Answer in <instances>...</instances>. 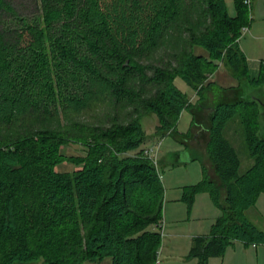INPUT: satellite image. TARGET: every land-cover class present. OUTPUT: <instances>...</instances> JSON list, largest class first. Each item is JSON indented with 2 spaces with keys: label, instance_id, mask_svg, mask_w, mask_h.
<instances>
[{
  "label": "trees",
  "instance_id": "16d2710c",
  "mask_svg": "<svg viewBox=\"0 0 264 264\" xmlns=\"http://www.w3.org/2000/svg\"><path fill=\"white\" fill-rule=\"evenodd\" d=\"M234 1L231 15L226 0H34L38 12L27 17L13 0H0V264L157 262L165 185L143 147L149 139L141 120L156 114V133H172L183 110L202 105L217 60L240 80L264 86V68L250 76L240 46L251 3ZM196 11L200 26L185 27L190 34L170 59L146 62L180 36L183 19ZM177 77L195 89L196 103ZM95 105L126 112L123 119L111 112L106 125L75 123L80 134L72 137L59 130L1 134L34 115L70 117ZM236 116L254 157L244 173L224 135ZM259 117L251 100L219 103L214 112L207 151L227 195L222 203L208 171L187 191L190 205L198 191H208L224 211L210 234L194 238L190 255L199 264L223 256L234 240L264 243V231L245 215L264 193ZM70 141L85 154H64ZM65 162L74 168L60 170Z\"/></svg>",
  "mask_w": 264,
  "mask_h": 264
},
{
  "label": "rangeland",
  "instance_id": "374dc122",
  "mask_svg": "<svg viewBox=\"0 0 264 264\" xmlns=\"http://www.w3.org/2000/svg\"><path fill=\"white\" fill-rule=\"evenodd\" d=\"M13 1L17 9L20 10V14L24 16L32 17L38 12V7H36L34 0ZM226 2L229 13L234 15L236 10L235 1L226 0ZM250 3L248 25L242 32L241 48L246 54L250 75L259 77L264 68V0H250ZM262 11L263 14L260 15ZM199 21L200 17L197 11L193 12L187 19H183L182 33L178 34L180 36L175 38L174 41L172 38H168L155 56H151L149 61H145H153L154 63L166 62L172 56L177 42L180 41L182 43L183 39L189 36L190 33L185 27L189 24L192 27H199ZM259 35H262L261 40L255 38ZM256 45H260L262 48ZM195 49L197 53L209 56L208 51L204 47L196 46ZM215 63L218 64L212 75L215 82L226 86H239L242 83L226 63L224 64L218 60ZM175 82L190 101L197 102V92L191 85L181 77H177ZM209 92L210 88H207L205 94L209 95ZM125 110V108H121L118 111L116 108L113 109L111 105H95L81 114H69L70 117H67L63 111L55 116L34 115L26 122L14 125L11 128L2 129L1 134L18 135L32 131L59 130L65 136L72 137L80 134L74 128L75 123L89 126L106 125L109 121L108 114L111 112L113 114L118 113L119 117L123 119ZM247 110L248 107L242 108V111L246 112ZM202 119L207 123L208 120L205 117L202 116ZM141 121L149 139L143 147L146 146L148 149L150 147L156 148L158 169L162 175L166 190L163 223L158 227L162 231L163 237L157 264H199V259L190 255V250L194 245V238L210 234L217 218L224 212L214 202L208 191H198L191 205L186 200L187 191L191 187L201 184L206 171H208L210 176L207 166L210 164L207 158V134L203 138L198 139V141L188 140L192 141L189 144L188 141L183 140V135H187L191 130L192 114L188 109L183 110L176 129L165 136L156 133V126L158 125L156 114H145ZM194 131L196 132V130ZM224 135L232 141L238 150L241 160L240 171L246 172L253 166L254 160L248 148L244 124L242 122L238 124L235 122L230 123L225 129ZM62 152L67 155H81L85 154V148L79 142L70 141L68 145L62 147ZM58 167H60V170L74 168L69 162H65ZM221 202H224L222 195ZM245 215L257 228L264 231V193H262L256 205L245 210ZM227 249L225 259L221 256L211 257L210 259H216V264H264V243H257L255 246L251 242L245 243L242 240H234ZM110 260V258H107L97 264H110ZM84 264L93 263L87 261ZM209 264H214L213 260Z\"/></svg>",
  "mask_w": 264,
  "mask_h": 264
},
{
  "label": "crops",
  "instance_id": "0c3cea01",
  "mask_svg": "<svg viewBox=\"0 0 264 264\" xmlns=\"http://www.w3.org/2000/svg\"><path fill=\"white\" fill-rule=\"evenodd\" d=\"M261 14H263V11L260 12V15ZM261 37H262V35H259V36L255 37V38L257 40H261L260 39ZM240 46H241V39H240ZM256 46L260 47V45H256ZM251 47H253V46H251ZM260 48H262V47H260ZM229 69L232 71V69L230 67H229ZM250 76H252V75H250ZM210 81H212V87L210 89L209 95L205 94L204 99L201 101L202 105L201 106L200 105H196L195 108L193 107L192 109H189V111L192 114L191 130H190V132L187 135H183V140L184 141H188L190 139H192L194 141H198V139L203 138L205 136V134H207L206 137H207V145H208L210 127H211V124H212V118H213L214 112H215V110H216V108H217L219 103L233 104V103H235L237 101L245 99L247 96L251 97V96L254 95V96L261 97L260 95L264 94V88L262 89V86H254L253 84H250L248 79H246L245 81L241 80L242 83L239 86H236V85L226 86L225 84H222V83L219 84V83L215 82L213 77H211ZM244 84H245V86H244ZM257 90H259L261 94H259L257 92ZM263 96L264 95H262V97ZM209 99H211L210 102H208ZM202 116L205 117L208 120L207 123L204 121V119H202ZM232 122H235L236 124H238V123H241V120L237 116L231 118L227 122V124L225 125L224 131H225L226 127ZM194 130H196V132ZM229 141L234 146L232 141L231 140H229ZM190 142H192V141H188V144ZM195 148H197V147H195ZM248 148H249V146H248ZM235 149L237 150L236 147H235ZM237 153H238V150H237ZM238 155H239V153H238ZM207 158L210 161V164L207 165L208 168H209L210 178L213 181H215L221 187V193H222L221 195L223 196V200H224V203H225L226 202L225 198H226V195H227L225 186H223V183H222V181H221V179H220V177L217 174V171L215 169V165L212 163V161H211V159L209 157V154H208ZM252 158L254 160V157H252ZM241 173H243V172H241ZM261 195L262 194H260L259 197L257 198L256 204L258 203V200L261 198ZM253 206H251V207H253ZM226 250H228V249H226ZM226 255H227V251L221 257H223L225 259ZM211 260H213L214 264H216L215 263L216 259H210V261ZM93 264H97V263H93ZM110 264H111V260H110Z\"/></svg>",
  "mask_w": 264,
  "mask_h": 264
},
{
  "label": "water",
  "instance_id": "95a60500",
  "mask_svg": "<svg viewBox=\"0 0 264 264\" xmlns=\"http://www.w3.org/2000/svg\"><path fill=\"white\" fill-rule=\"evenodd\" d=\"M245 81V80H244ZM264 88V86H262V89ZM257 92L259 94L260 91L257 90ZM264 95V94H262ZM262 95H260L261 97H258V96H247L245 99V101H257L259 103V110H260V117H259V123H260V129H259V132H258V135L260 138L264 139V96L262 97Z\"/></svg>",
  "mask_w": 264,
  "mask_h": 264
},
{
  "label": "built area",
  "instance_id": "2783aa9c",
  "mask_svg": "<svg viewBox=\"0 0 264 264\" xmlns=\"http://www.w3.org/2000/svg\"><path fill=\"white\" fill-rule=\"evenodd\" d=\"M246 2L247 3H250V0H246ZM145 152H146L147 156L154 161V163L156 164V166H158L159 164H158V158H157L156 148L150 147V149H147ZM157 263H158V260H157V262L155 264H157Z\"/></svg>",
  "mask_w": 264,
  "mask_h": 264
}]
</instances>
